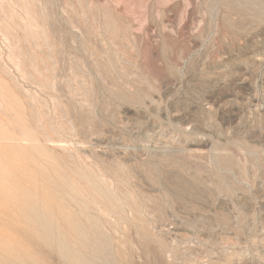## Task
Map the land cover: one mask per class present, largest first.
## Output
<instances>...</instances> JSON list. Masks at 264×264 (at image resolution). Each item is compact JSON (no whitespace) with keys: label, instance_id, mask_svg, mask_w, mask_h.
Listing matches in <instances>:
<instances>
[{"label":"rangeland","instance_id":"374dc122","mask_svg":"<svg viewBox=\"0 0 264 264\" xmlns=\"http://www.w3.org/2000/svg\"><path fill=\"white\" fill-rule=\"evenodd\" d=\"M0 264H264V0H0Z\"/></svg>","mask_w":264,"mask_h":264},{"label":"bare ground","instance_id":"6f19581e","mask_svg":"<svg viewBox=\"0 0 264 264\" xmlns=\"http://www.w3.org/2000/svg\"><path fill=\"white\" fill-rule=\"evenodd\" d=\"M62 218L67 228L69 227L73 231L74 235L77 238H79L81 242H84V244L87 246L93 243V240L91 239V236H90L92 231L89 225L79 222L78 219H75L74 217H71L70 215H64ZM36 220L37 221H35V218H34L33 222L35 224L37 223L39 224V226L44 227L41 225L40 219L36 218ZM44 230L46 231L45 233L49 234V230L46 227H44ZM61 249L64 253H66L65 248L64 249L61 248Z\"/></svg>","mask_w":264,"mask_h":264}]
</instances>
